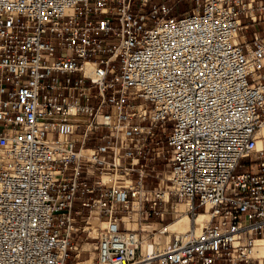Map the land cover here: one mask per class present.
<instances>
[{
	"label": "built area",
	"instance_id": "2783aa9c",
	"mask_svg": "<svg viewBox=\"0 0 264 264\" xmlns=\"http://www.w3.org/2000/svg\"><path fill=\"white\" fill-rule=\"evenodd\" d=\"M194 1L0 0V264H264V0Z\"/></svg>",
	"mask_w": 264,
	"mask_h": 264
},
{
	"label": "bare ground",
	"instance_id": "6f19581e",
	"mask_svg": "<svg viewBox=\"0 0 264 264\" xmlns=\"http://www.w3.org/2000/svg\"><path fill=\"white\" fill-rule=\"evenodd\" d=\"M258 134L264 136V122L261 124L259 130H258ZM261 138L258 139L257 141V147H261L263 146L261 144L260 141ZM263 139V138H262ZM106 181L109 182L111 181L112 183H108L110 185L116 183V180H114L111 177H105ZM136 204V203H135ZM191 206V201L190 200H178L175 206V219L174 221L168 225V227H172V228H176V230H173V232H183L185 230H187L190 226H188V217H187V210H189ZM133 221H132V226L136 227L137 226V220H138V213L137 211H135V213L133 214L132 217ZM209 219V212L208 211H199L196 214V226L199 229L201 226H203L205 223H207ZM151 224H143L144 229L145 230H150V226ZM167 226H165V229L169 232ZM162 231V230H161ZM96 234V230H94V235ZM170 239H167V242L165 241L163 243V241H159L155 243L153 241H151L149 239V234L147 232L143 233V240H142V251L144 254H146L147 252H153V250L156 248L157 244L159 243L161 245H165L169 242ZM148 246H150V249H148ZM251 256L253 257H264V238H257L255 240L254 246H253V250L251 252ZM83 263V262H82ZM85 263L87 264H95V262L91 261V259H88Z\"/></svg>",
	"mask_w": 264,
	"mask_h": 264
},
{
	"label": "rangeland",
	"instance_id": "374dc122",
	"mask_svg": "<svg viewBox=\"0 0 264 264\" xmlns=\"http://www.w3.org/2000/svg\"><path fill=\"white\" fill-rule=\"evenodd\" d=\"M154 1L159 2L161 0H154ZM166 3L168 5H170V6H172V10H171L169 15L170 16H175V17L180 16L184 11H188V10L192 9L195 6V1L194 0H166ZM249 160H250L249 158H244V159L241 160V162L247 164V166H248ZM158 167L160 169L161 168L163 169L165 167L164 162L163 161L159 162ZM239 170H242V169L238 168L237 171H239ZM198 211H203V210L200 208V209H198ZM189 217H190L191 224H192V216H191V214H189ZM156 218L157 217L152 216V219H156ZM92 232L90 233V235L93 234ZM81 239L82 238L78 237V240L76 241V243H78V245H80V243L82 242ZM159 239H163V236L161 235ZM87 242H93V239H88ZM81 248H83V247H81ZM148 249H150V246H148ZM85 250H86V253L84 255H82L79 260L86 259L89 256H91V254H93L94 255V257H93L94 261L93 262H95L96 254H95L94 246H92L90 250H88V249H85ZM79 264H87V263H79Z\"/></svg>",
	"mask_w": 264,
	"mask_h": 264
},
{
	"label": "crops",
	"instance_id": "0c3cea01",
	"mask_svg": "<svg viewBox=\"0 0 264 264\" xmlns=\"http://www.w3.org/2000/svg\"><path fill=\"white\" fill-rule=\"evenodd\" d=\"M260 141H261V144L262 145H264V139H260ZM108 183H112L111 181H109ZM177 201L178 200H176L175 201V206H176V203H177ZM175 206H174V210H172L170 213H167L165 216H164V223H168V224H166V226L168 227V225L169 224H171L173 221H174V219H175ZM187 217H188V226H190L191 225V220H190V217H189V213H188V210H187ZM132 221H133V219H132ZM132 221L130 222V223H132ZM138 221V220H137ZM93 222H95V220H93ZM137 224H138V222H137ZM168 229H169V232L171 233V232H173V230H176V228H172V227H168ZM93 234L92 235H94V231L92 232ZM159 236H161V235H158L157 234V236L155 237V240H156V242H159L160 240L161 241H163V243L166 241L167 242V239H170L171 238V234H167L166 236L164 235H162L163 236V239H160L159 240ZM76 248L78 249V250H80V258H81V256L82 255H84L85 253H86V250L85 249H88V250H90L91 249V247L92 246H94V243L93 242H84V241H82L81 243H80V245H78V243H76ZM80 246V247H79ZM81 247H83V248H81ZM85 248V249H84ZM93 257H94V255L93 254H91V256H89L88 258H86V259H83V260H80L79 262H78V264L79 263H85L88 259H91V261H94L93 260Z\"/></svg>",
	"mask_w": 264,
	"mask_h": 264
}]
</instances>
